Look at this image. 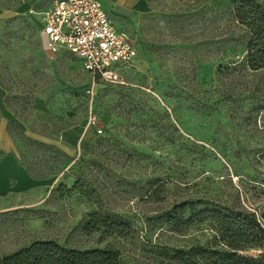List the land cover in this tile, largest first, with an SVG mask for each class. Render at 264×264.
<instances>
[{
  "label": "rangeland",
  "instance_id": "1",
  "mask_svg": "<svg viewBox=\"0 0 264 264\" xmlns=\"http://www.w3.org/2000/svg\"><path fill=\"white\" fill-rule=\"evenodd\" d=\"M101 1L138 56L121 82L88 92L89 73L43 33L51 0L32 16L0 0V87L15 120L6 152L55 179L0 195V264L38 241L111 251L120 264H185L181 251L227 250L216 225L192 215H264V72L243 60L232 0H145L143 11ZM77 124L89 138L73 144L65 131Z\"/></svg>",
  "mask_w": 264,
  "mask_h": 264
},
{
  "label": "trees",
  "instance_id": "2",
  "mask_svg": "<svg viewBox=\"0 0 264 264\" xmlns=\"http://www.w3.org/2000/svg\"><path fill=\"white\" fill-rule=\"evenodd\" d=\"M231 13L242 28L244 56L248 69L264 72V4L256 0H232ZM33 176L35 173L25 166ZM211 221L221 233L226 251L193 247L181 251L185 264H263L264 256L244 255L246 249L264 247V229L253 212L242 207L206 208L188 223ZM102 225L103 222L98 221ZM3 264H120L116 254L101 249H68L54 241H38L3 260Z\"/></svg>",
  "mask_w": 264,
  "mask_h": 264
},
{
  "label": "built area",
  "instance_id": "3",
  "mask_svg": "<svg viewBox=\"0 0 264 264\" xmlns=\"http://www.w3.org/2000/svg\"><path fill=\"white\" fill-rule=\"evenodd\" d=\"M43 33L53 48L70 52L91 77V90L98 79L107 83L121 82L122 69L135 63L137 47L119 29L104 9L101 0H54L41 17ZM90 124L99 133L98 120L90 116ZM264 229V215L251 208ZM252 257L264 256L263 248L243 252Z\"/></svg>",
  "mask_w": 264,
  "mask_h": 264
},
{
  "label": "crops",
  "instance_id": "4",
  "mask_svg": "<svg viewBox=\"0 0 264 264\" xmlns=\"http://www.w3.org/2000/svg\"><path fill=\"white\" fill-rule=\"evenodd\" d=\"M19 12L27 13L32 16L34 10L32 7L35 6L38 2L43 0H20ZM114 2L122 5L123 7L143 11L147 7L145 0H113ZM54 0H51V3L47 5L41 12L42 13L52 5ZM43 27V26H42ZM65 51V50H64ZM0 101L3 108V120L0 123V152L3 151L6 154L0 158V195H5L8 192H25L30 190H43L48 187H51L55 179L52 176H33L24 165L20 163L18 158L12 154H9L6 151H10L12 146L11 137L7 131V124L9 122H15L13 119V114L5 106V94L3 93L2 88L0 87ZM65 137L70 143L77 144L82 140L89 138V133L86 132L85 126L82 124L74 125L68 128L65 131Z\"/></svg>",
  "mask_w": 264,
  "mask_h": 264
}]
</instances>
